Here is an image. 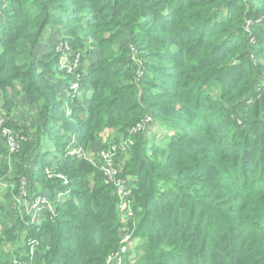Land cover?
<instances>
[{
	"label": "trees",
	"instance_id": "obj_1",
	"mask_svg": "<svg viewBox=\"0 0 264 264\" xmlns=\"http://www.w3.org/2000/svg\"><path fill=\"white\" fill-rule=\"evenodd\" d=\"M8 1L12 11L0 27V89L19 82L27 104L39 107L43 121L38 144L19 153L32 152L37 182H45L44 169L50 167L69 184L48 189L54 195L67 188L71 193L54 203L60 209L56 216L23 224L24 239L16 230H0V264H106L121 245L118 198L90 163L67 156L69 138L87 143L105 127L125 135L147 109L159 126L171 122L176 131L162 149L168 152L163 162L155 159L158 150L137 136L121 170L134 182L136 234L146 240L141 256L123 264H264V101L248 109L241 105L263 84L256 75L264 76V65H254L250 55L264 58V25L251 24L253 44L247 22L264 16V0H172L170 15L157 10L159 0ZM180 11H186L183 22ZM48 27L60 28V40L68 38L83 59L92 54L89 41L100 48L84 81L94 89L92 98L83 102L77 96L69 116L67 94L56 93L49 81L57 57L48 53L37 60L34 55ZM131 45L146 68L139 82L143 96L135 83L138 68L128 57ZM210 83L224 87L218 101L207 103L197 96ZM147 88L157 91L149 95ZM60 124L64 135L56 130ZM50 135L59 154L55 163L39 161V144ZM178 140L181 146L173 149ZM193 144L197 147L191 149ZM6 171L1 165L0 177ZM6 237L24 243L8 251L2 247Z\"/></svg>",
	"mask_w": 264,
	"mask_h": 264
},
{
	"label": "rangeland",
	"instance_id": "obj_2",
	"mask_svg": "<svg viewBox=\"0 0 264 264\" xmlns=\"http://www.w3.org/2000/svg\"><path fill=\"white\" fill-rule=\"evenodd\" d=\"M242 2L247 4L248 0H242ZM262 5V8L264 9V4ZM156 6L158 11L167 12L169 15L175 13L174 7L172 6V0H159ZM11 11L12 8L10 2L8 0H0V27L6 21L4 20L5 13H10ZM178 14L180 15V22H183L187 19L185 16L186 11H180ZM247 23L250 24L248 28V35L251 37L250 42L255 44V39L251 34V24L264 25V16H260V18L256 20L249 19ZM148 24L149 23H147V25ZM60 32V28H46L39 43L40 45H38L34 50V55L37 60L41 59L48 53H54V56L57 57V66L52 69L49 81L53 87L55 86L56 93L59 94L60 92H63V94H67L65 102L67 106H64V109L66 115L69 116L71 113H73L70 105L74 102L77 96H80V100L83 102L92 98L94 89L91 86L85 84L84 81L89 74V65L97 60V55L100 48L89 41L87 49L92 51V54L89 58L83 59V53L81 51L79 52V50H73L71 47L72 43L70 40H68V38L66 41L60 40ZM125 42L126 39L121 40V45L124 46ZM138 53L139 51L137 47L134 45L129 47V60L138 68L135 74V83L137 85L139 96H143L144 90L139 82L141 81L146 68L143 66V61L138 58ZM143 56L145 57V54ZM250 57L252 58L254 65L257 63L264 65V58H259L258 56H254L252 54ZM52 62L54 61L52 60ZM120 68L124 72L128 70L124 64H121ZM70 77H74V79L70 80ZM256 77L262 81L263 84L255 87L256 94L253 100L241 102V105L243 103L245 109H248L254 103V101H264V76L256 75ZM68 80L71 81V83H69V89L66 88ZM15 84L16 87L0 89V115L3 116L6 122V127L10 131L17 133L20 135V137H22V144L20 147L21 150V148L25 147V145L35 146L38 144V130H40L38 127L43 124V121H41L38 115L39 107L28 105L27 102H25L26 99L25 101L22 99L23 97L25 98V96L20 83L16 82ZM73 86L76 88L73 89ZM223 87L224 85L222 83L207 84L204 90H199L200 92L197 97L203 95L202 100L207 103H212L214 100L218 101V92ZM148 89L149 88H147L145 91L149 95L157 91L155 88L152 90ZM12 97L14 98L10 100ZM23 102L28 105V109L21 108ZM75 104L76 108L80 107L79 103ZM221 106L227 109V111L234 110L230 105L227 104H223ZM32 107L35 108L33 114H31L33 111L31 109ZM146 111L147 113L141 119H138L135 124H133V126L127 127L125 135H121L117 128L105 127L103 130H101V132L95 134L94 139L91 138L89 140L90 142L87 143H77L76 140H74V137H70L69 140L71 139V145L78 147L81 150L80 159L86 160L88 163H90V165H92L93 168L99 171L97 167L98 154L102 149L111 145V143L115 141L113 144H116L118 150L121 151L117 154V159L118 165L122 170L123 165L131 157L132 151H134V147L138 141L137 136L140 135L144 138L147 147H153L158 150L157 154L155 155L156 161L163 162L167 158L168 152H166L167 149L162 152V149L166 148V146L168 147L167 142L170 137L175 134L176 130L172 131V129H176V126L171 122H166V125H163V127L159 126V122L154 121L156 120V117L153 115V110L147 109ZM180 115L185 116L187 114L185 112H180ZM237 115L241 116V112H238ZM71 120L75 122L74 119ZM198 121V124L204 123L203 120ZM260 123H264V112L261 113ZM61 129L62 124H60L56 130L64 135L65 131H59ZM109 135H111L110 140H108ZM52 136L50 135L47 138L41 140L39 147L43 152L39 156V161L44 159L50 163H55V161L58 160L57 156L59 154L55 152L56 150L50 142L56 141L54 140V137L53 140H51ZM180 143L181 142L179 140L176 141L173 149L180 147ZM196 147L197 144H193V146L190 148L194 149ZM185 149L187 150L189 148L185 147ZM170 153L173 154V150L170 151ZM34 155L35 153L33 156ZM3 164L7 165V171L4 176L0 177V230H16V234L22 236V225L26 224L27 221H30V223H33L34 225H38L42 220L47 218L49 213H53L54 216H56L57 211L60 209L56 210L54 203L57 204L62 200L68 199L69 193H71L69 191L71 190H69L70 188H67L64 193H55L54 195V193L51 192L48 187H57L59 182H63L59 181L62 179L58 177L47 176V178L45 177L44 183L37 182L35 179L39 177V174L37 165L33 162L32 152H28L27 154L18 152L17 155H9L5 149L3 138L0 134V166ZM46 170L50 171V167H46V169H44V174H46ZM54 172L55 174H59L64 177L63 185L67 187L66 185L69 184V179L57 171ZM88 178L92 179L93 176L89 174ZM23 179H25L27 183V188H24L26 197L20 198L21 187H23L21 182ZM103 185H105L104 180ZM35 187H39L40 191L45 195L44 198L46 202L44 209L37 215V217L34 214L36 209V198H32V196L39 194L33 193L32 190L35 189ZM133 204H135V202H133ZM121 221L123 225L120 229L119 239H124V235L128 236L129 238V240L126 242L127 254L124 257V261L126 260L132 262L141 256L142 252L139 250V247L146 240L140 239L136 234L140 223L139 217H134L128 222H125L121 218ZM23 243V241H12L6 237L2 247L5 246L8 251L14 252L17 246L23 245Z\"/></svg>",
	"mask_w": 264,
	"mask_h": 264
},
{
	"label": "built area",
	"instance_id": "obj_3",
	"mask_svg": "<svg viewBox=\"0 0 264 264\" xmlns=\"http://www.w3.org/2000/svg\"><path fill=\"white\" fill-rule=\"evenodd\" d=\"M73 89L76 87L73 86ZM0 128H1V136L3 138L4 146L9 155L17 154L20 151V147L22 144V137L19 134L10 131L6 127V122L2 115H0ZM119 150L116 144H111L106 148L102 149L97 156V167L102 174L105 185L111 186L114 189V193L118 198L117 208L120 214V217L128 222L132 220L134 217L133 214V200H132V190L134 187V182L130 177H123L121 175V169L118 165L117 154ZM67 156L71 157H79L81 158V150L78 147L70 146L67 151ZM45 177H58L61 178L64 182V177L59 174H55L52 169L50 171L45 172ZM20 198L26 197V192L24 188H27V183L25 179L22 180ZM44 194H38L32 196V198H36L35 200V216L44 209V205H46ZM22 201V200H21ZM34 219V218H33ZM32 220V219H31ZM32 222V221H31ZM33 224V223H32ZM121 240V245L116 253L110 255L106 264H123L124 257L127 254V246L126 242L129 240L128 236L124 235V239Z\"/></svg>",
	"mask_w": 264,
	"mask_h": 264
},
{
	"label": "crops",
	"instance_id": "obj_4",
	"mask_svg": "<svg viewBox=\"0 0 264 264\" xmlns=\"http://www.w3.org/2000/svg\"><path fill=\"white\" fill-rule=\"evenodd\" d=\"M13 98H14V97L10 98V100L13 99ZM22 99H24V101H25V98H24V97H23ZM22 99H21V100H22ZM25 102H26V101H25ZM25 102L22 103L21 108H23V109H28V107H27L28 105H27ZM31 109L33 110L31 114H33L35 108L32 107ZM0 113H1V112H0ZM110 137H111V135H109L108 140H110ZM34 193L43 194L40 190H39L38 192H34Z\"/></svg>",
	"mask_w": 264,
	"mask_h": 264
}]
</instances>
